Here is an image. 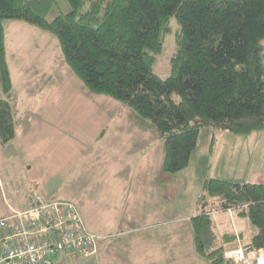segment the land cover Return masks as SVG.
Returning <instances> with one entry per match:
<instances>
[{
	"label": "trees",
	"instance_id": "obj_1",
	"mask_svg": "<svg viewBox=\"0 0 264 264\" xmlns=\"http://www.w3.org/2000/svg\"><path fill=\"white\" fill-rule=\"evenodd\" d=\"M68 1L64 13L57 0H0V84L7 96L13 80L5 22L22 20L58 38L67 64L91 91L128 104L139 123L159 133L164 172L189 166L205 127L216 132L211 154L217 133L264 129V0ZM173 17L180 29L171 74L163 78L153 65ZM15 135L11 103L0 97V146ZM211 199L220 207L210 208ZM235 206L258 228L246 246L264 247V183L207 176L190 221L196 250L211 264H232L224 251L235 234L223 233L220 242L212 213Z\"/></svg>",
	"mask_w": 264,
	"mask_h": 264
},
{
	"label": "rangeland",
	"instance_id": "obj_2",
	"mask_svg": "<svg viewBox=\"0 0 264 264\" xmlns=\"http://www.w3.org/2000/svg\"><path fill=\"white\" fill-rule=\"evenodd\" d=\"M57 2L62 12L71 10L68 0ZM171 25L172 32L165 36L164 49L157 54L153 65V72L163 78L171 74L170 61L180 29L175 17ZM5 28L13 88L7 96L0 84V97L11 103L16 135L0 146V213L1 208L6 207L2 188L8 207L24 206L25 203L13 205L14 199L20 195L26 199L29 192H39L50 198L74 199L92 231L112 229L103 236L125 237L121 230L116 231L122 225V218L145 215L141 211L145 202L141 201L155 183L157 185L155 167L164 156L160 151L164 144L159 133L139 123V117L128 104L91 91L67 64L59 40L51 32L13 19L5 22ZM261 44L264 47V38ZM125 128L132 130L124 132ZM211 129H202L203 138ZM141 131L149 136L145 137L149 146L139 149L134 156L141 157V166L137 165L140 170L150 168L148 176L141 173L138 176L136 168L132 171V161L126 157L133 147L142 145ZM146 150L150 158L147 165L142 162ZM110 152L118 154L121 160L107 156ZM171 178L168 177L165 184L171 182ZM211 201L210 208L220 207L217 199ZM231 208L232 214L239 216L240 208ZM9 212L1 213L0 217ZM227 212L220 216L228 220ZM240 218L245 220V217ZM245 226L251 231L255 225L248 220Z\"/></svg>",
	"mask_w": 264,
	"mask_h": 264
},
{
	"label": "crops",
	"instance_id": "obj_3",
	"mask_svg": "<svg viewBox=\"0 0 264 264\" xmlns=\"http://www.w3.org/2000/svg\"><path fill=\"white\" fill-rule=\"evenodd\" d=\"M129 130L132 129L125 128L124 132ZM142 131V145L133 147L126 157L132 161V163L130 162L133 166H131L132 171L133 169L135 171L136 168L138 176L140 173L148 176L150 168L140 170L138 166H141V157L134 156L139 149L149 146V141L146 139L149 136L143 135V132H149ZM202 131L199 144L193 152L187 168L177 173H165L161 170L163 156L161 157V161L155 167L157 185L155 183L148 196H144L145 199L141 201V203L145 202L141 210L145 212V215L132 214L128 218H122V225L116 230H121L119 232L125 237L113 238L112 235L104 237L106 232H112V229L105 232L93 230L102 236L97 256L90 258L74 256L67 262L58 264H112L111 262L113 264H211L207 257L199 255L196 251L191 222L185 221V219H190L197 213V194L201 193L207 176L241 183H264V129L246 135L229 131L217 133L219 140L214 154L210 152V143L216 133L215 130H209L205 138H203ZM161 142L164 144L163 141ZM164 150L165 146L160 149L163 153ZM107 156H115L121 160L119 155L114 152L108 153ZM142 162L145 165L150 163L147 150L142 154ZM125 164L127 165L126 162ZM78 167L80 166L78 165ZM120 168L122 169V167ZM158 169L161 171L159 172ZM168 177H172V180L165 184ZM163 192L169 193L170 196L165 194L163 196ZM1 193L7 207V209L6 207L5 209L1 208V213L5 214L6 211H9V202L6 201L3 188ZM32 194L33 192H29L26 199L20 198L21 195L18 196V199H14L13 205L19 206L24 203L26 205ZM67 200L76 202L74 199ZM76 203L78 204V202ZM80 209L83 212L81 207ZM225 212L227 211L219 210L212 213V216L215 215V229L219 234L220 242L223 233L231 232L235 234V237L231 241H226V245L233 247L238 243L249 244L258 228L254 226L251 231L246 230L245 224L249 218L245 217V220H242L241 216H236L234 213L230 215L229 212H227L228 222L227 217L220 216ZM136 230L138 232H135Z\"/></svg>",
	"mask_w": 264,
	"mask_h": 264
},
{
	"label": "built area",
	"instance_id": "obj_4",
	"mask_svg": "<svg viewBox=\"0 0 264 264\" xmlns=\"http://www.w3.org/2000/svg\"><path fill=\"white\" fill-rule=\"evenodd\" d=\"M9 208L0 217V264H56L98 254L102 236L88 229L76 202L37 192L26 205ZM224 255L234 264H264V247L238 243Z\"/></svg>",
	"mask_w": 264,
	"mask_h": 264
}]
</instances>
